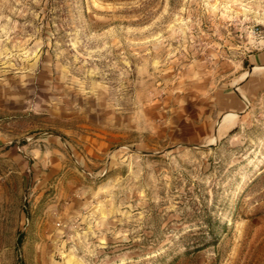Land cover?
<instances>
[{"label":"rangeland","instance_id":"1","mask_svg":"<svg viewBox=\"0 0 264 264\" xmlns=\"http://www.w3.org/2000/svg\"><path fill=\"white\" fill-rule=\"evenodd\" d=\"M0 264H264V0H0Z\"/></svg>","mask_w":264,"mask_h":264},{"label":"bare ground","instance_id":"2","mask_svg":"<svg viewBox=\"0 0 264 264\" xmlns=\"http://www.w3.org/2000/svg\"><path fill=\"white\" fill-rule=\"evenodd\" d=\"M232 120H233V117L229 118L226 122L222 123L220 126L223 125V128L229 127L231 125Z\"/></svg>","mask_w":264,"mask_h":264},{"label":"water","instance_id":"3","mask_svg":"<svg viewBox=\"0 0 264 264\" xmlns=\"http://www.w3.org/2000/svg\"><path fill=\"white\" fill-rule=\"evenodd\" d=\"M254 67L250 68L249 74L253 72ZM222 119V118H221ZM221 121V120H220ZM213 145V143H211V146Z\"/></svg>","mask_w":264,"mask_h":264}]
</instances>
